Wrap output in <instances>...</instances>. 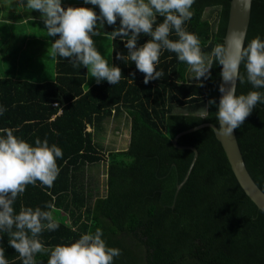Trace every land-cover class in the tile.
I'll return each instance as SVG.
<instances>
[{
  "label": "trees",
  "instance_id": "obj_1",
  "mask_svg": "<svg viewBox=\"0 0 264 264\" xmlns=\"http://www.w3.org/2000/svg\"><path fill=\"white\" fill-rule=\"evenodd\" d=\"M230 4L231 0H195L186 28L198 35L203 51L224 43ZM84 7L99 14L98 6ZM119 26V18L115 25L105 21L101 31L110 33ZM256 36L264 39V0H253L245 44ZM148 39L141 33L137 46ZM125 43L120 37L111 41L112 64L123 74L116 85L103 81L86 87L87 68L73 67L62 58H57L54 80L0 76V106L6 109L0 115V129H13L30 143L46 138L63 151L54 186L28 185L15 202L16 209L54 205L60 227L40 237L50 247L101 228L107 245L121 251L113 264H264V211L240 185L213 128L205 126L179 137V144L192 145L199 154L178 190L195 152L176 147L172 140L202 123L218 126L222 66L214 63L200 86L187 65L165 51L157 66L164 77L145 84L134 62L117 59V53L127 55ZM236 90L246 94L251 86L237 83ZM210 99L216 104L209 105ZM203 108L208 117L200 119ZM122 113L131 120L130 142L106 155L107 191L95 196L79 182L78 173L104 159L95 132ZM236 134L245 163L264 190V103L257 104ZM8 240L7 233H0L6 259L9 264H22ZM36 259L47 264L48 257L38 254Z\"/></svg>",
  "mask_w": 264,
  "mask_h": 264
},
{
  "label": "clouds",
  "instance_id": "obj_2",
  "mask_svg": "<svg viewBox=\"0 0 264 264\" xmlns=\"http://www.w3.org/2000/svg\"><path fill=\"white\" fill-rule=\"evenodd\" d=\"M84 2L98 6L99 14L84 6L65 8L61 0H26V3L19 0L22 6L41 14L47 37L58 36L50 45L52 56L70 60L73 67H86L88 76L94 77L97 83L106 80L116 85L123 75L120 67L110 64L96 47L94 37L104 35L113 41L117 37L126 40L128 53H117V59L134 62L136 69L144 74L145 84L164 77V71L157 70V66L165 51L174 53L178 61L186 64L192 80L198 81L200 86L203 79L210 76L213 64L221 65L224 83L219 86L222 95L215 113L216 128L221 134L232 135L257 104L264 103V91H261L264 90V39L256 36L245 44V33L237 30L226 42L215 44L205 53L198 35L186 28V22L194 15L195 0ZM117 18L118 28L110 33L101 31L105 21L115 25ZM141 33L150 39L137 46ZM237 83H247L251 90L237 94ZM208 103L216 104V100L210 99ZM5 111L0 106V115ZM198 115L200 119L207 118V109L203 108ZM62 157V149L49 144L46 138H36L30 143L15 135L13 129H0V233H7L9 245L22 264H38V254L48 257L47 264H113L114 257L121 251L107 245L101 228L86 231L71 243L50 247L40 237L45 231L60 227L54 205L22 206L19 210L15 207L28 185L39 183L48 189L54 186L60 173L57 159ZM0 264H9L3 247H0Z\"/></svg>",
  "mask_w": 264,
  "mask_h": 264
},
{
  "label": "rangeland",
  "instance_id": "obj_3",
  "mask_svg": "<svg viewBox=\"0 0 264 264\" xmlns=\"http://www.w3.org/2000/svg\"><path fill=\"white\" fill-rule=\"evenodd\" d=\"M77 1L78 3L82 4L84 2V0ZM9 5H11V3H9ZM29 30H31V28H29ZM36 32H38L42 38V35L46 31L45 29H37ZM54 38L55 37H48L43 47L41 40H39L40 43L37 47H35L36 45L33 44H31L29 47H25L26 45L24 44V40H15V63L17 65H20L21 63L27 61L28 68L33 71L30 75H28L29 78L37 77V75H41V79H45L46 81L49 79L53 80L55 78L56 58L52 56L50 51V45ZM94 40L96 42V47L98 51H100L101 54L105 57V59H107L108 62L112 64V40L105 37L104 35H102L99 40L96 38ZM35 49L40 50L41 53H37ZM20 53H22V55H19ZM35 59L38 60L41 68L42 66H44L42 70L34 71L38 67V65L35 64ZM6 62L8 66H10L8 60ZM87 78L88 79L86 87H89L90 84L97 82L94 77L87 76ZM109 119L108 121H106L103 131H100L99 133L95 132V141L102 147L103 153L105 154L104 159L97 163L85 166L83 172L80 171L78 173L79 182H83L89 190H92V193L95 194V196L104 195L107 191L108 160L106 158V155L110 151L127 148L130 142L131 120L128 118L127 114L122 113L119 116ZM88 129L92 130L93 128L90 126L88 127Z\"/></svg>",
  "mask_w": 264,
  "mask_h": 264
},
{
  "label": "crops",
  "instance_id": "obj_4",
  "mask_svg": "<svg viewBox=\"0 0 264 264\" xmlns=\"http://www.w3.org/2000/svg\"><path fill=\"white\" fill-rule=\"evenodd\" d=\"M61 2L63 5H88L85 4V2H83V4L78 3L77 0H61ZM9 3H11V5H9ZM29 28L33 31L29 30ZM37 29H45L44 21L38 11L27 9L19 3V0H0V76H10L16 79H29L35 82L46 81L45 79H41V75H37V77H28L33 71L28 68L27 61L20 65L15 63L14 46L16 39L24 40L25 47H29L31 44L36 45L35 47H37L40 43L39 40H41L42 47L45 45L48 38L47 34L45 32L41 38V35L36 32ZM55 39H57V37H55L52 42H54ZM35 51L37 53L40 52V50L37 49H35ZM19 55H22V53ZM7 60L10 63V66H8L6 62ZM55 62H57V58ZM35 64L38 65V67L34 71L42 70L44 68V66H42V68L40 67L37 59H35Z\"/></svg>",
  "mask_w": 264,
  "mask_h": 264
},
{
  "label": "water",
  "instance_id": "obj_5",
  "mask_svg": "<svg viewBox=\"0 0 264 264\" xmlns=\"http://www.w3.org/2000/svg\"><path fill=\"white\" fill-rule=\"evenodd\" d=\"M252 3H253V0H231L229 20H228L226 35L224 37V42H226V40L228 39V37L233 31H237V30L243 31L245 33L244 42H246L248 29H249V25L251 22V16H252ZM222 83H224V81L221 77L220 85ZM225 87H228V85H225ZM236 89H237V86H236ZM221 95L222 93L220 92L219 99ZM61 100L63 101V104L66 103L63 96H61ZM205 126H208L214 129L216 137L221 142L240 185L242 186L246 194L256 203V205L261 210L264 211V190L254 180L253 176L251 175L245 163V159H244L241 147L238 142L236 129L234 130L232 135H224L217 131L216 127L218 126L212 122L202 123L190 129L181 131L173 138L172 142L176 147L189 148L195 152L193 162L184 180L178 185V190L182 187L184 182L188 179L192 171V168L198 158V154H199L198 149L196 147L192 145H181L179 144L178 139L180 136L188 132L194 131L196 129H199Z\"/></svg>",
  "mask_w": 264,
  "mask_h": 264
},
{
  "label": "built area",
  "instance_id": "obj_6",
  "mask_svg": "<svg viewBox=\"0 0 264 264\" xmlns=\"http://www.w3.org/2000/svg\"><path fill=\"white\" fill-rule=\"evenodd\" d=\"M53 104H54V105H58V104H59V102H58V101H56V102H54ZM58 113H61V110H60Z\"/></svg>",
  "mask_w": 264,
  "mask_h": 264
}]
</instances>
